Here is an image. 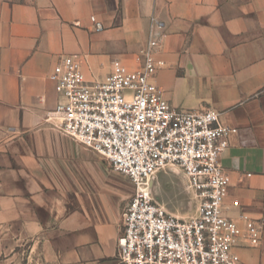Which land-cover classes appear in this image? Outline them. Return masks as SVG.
<instances>
[{"label":"crops","instance_id":"obj_1","mask_svg":"<svg viewBox=\"0 0 264 264\" xmlns=\"http://www.w3.org/2000/svg\"><path fill=\"white\" fill-rule=\"evenodd\" d=\"M155 22L165 67L154 82L173 107L211 108L231 129L223 210L243 231L263 225L258 247L243 234L233 254L264 264V0H0V258L9 264L23 246L40 264H120L129 182L46 120L57 101L49 76L73 55L91 82L114 62L135 68Z\"/></svg>","mask_w":264,"mask_h":264},{"label":"built area","instance_id":"obj_2","mask_svg":"<svg viewBox=\"0 0 264 264\" xmlns=\"http://www.w3.org/2000/svg\"><path fill=\"white\" fill-rule=\"evenodd\" d=\"M160 29L155 22L135 68L114 62L104 81L86 80L77 55L60 57L49 76L57 101L46 120L132 184L116 244L120 264H241L233 254L237 240L244 234L259 246L263 225L247 221L243 231L223 210L220 159L231 129L211 108L184 111L165 99L154 82L165 67L157 58ZM172 169L197 201L194 218L168 213L153 197L156 174Z\"/></svg>","mask_w":264,"mask_h":264},{"label":"rangeland","instance_id":"obj_3","mask_svg":"<svg viewBox=\"0 0 264 264\" xmlns=\"http://www.w3.org/2000/svg\"><path fill=\"white\" fill-rule=\"evenodd\" d=\"M137 61L138 60H135V64ZM97 158L110 169L107 162L99 156H97ZM155 177L156 181L152 184L153 197L168 213L184 219H190L197 216V201L194 198L193 193H187L184 189V178L181 172L175 169L163 170L158 172ZM124 179L127 180L126 178ZM129 185L130 200L132 197L131 195L134 193V188H132L133 186L130 182ZM29 253L30 249L28 247H21L17 252L18 256L16 261L12 262V264H40V258L37 254H34L33 258L30 259ZM0 264H9L7 255L0 258Z\"/></svg>","mask_w":264,"mask_h":264}]
</instances>
